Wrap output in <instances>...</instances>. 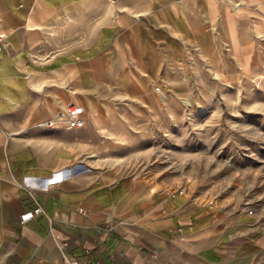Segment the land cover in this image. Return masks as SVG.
<instances>
[{
  "label": "rangeland",
  "instance_id": "obj_1",
  "mask_svg": "<svg viewBox=\"0 0 264 264\" xmlns=\"http://www.w3.org/2000/svg\"><path fill=\"white\" fill-rule=\"evenodd\" d=\"M205 2L197 5L198 35L190 33L192 0H186L187 19L176 21L184 33L173 31L170 13L156 18L155 9L163 3L156 0H138L136 9L116 4L95 22L87 20L86 33L74 13L57 15L50 22L59 20L55 39L47 51L35 53L38 61L55 55L77 60L76 51L94 38L88 32L93 27L126 28L133 48L142 30L144 50L109 47L97 53L104 60L96 68L100 85L95 92L74 93L80 102L94 100L105 120L102 126L90 108L85 129H48L41 120L21 135H31L33 152L80 156L85 166L110 179H130L140 190V201L148 204L149 220L186 206L196 208L217 236L231 238L230 257L241 264H264V249L251 239L252 234L264 235V19L258 24L254 17L240 21L247 47L233 20L229 38L218 18L219 5H227L229 17L237 13L231 9L234 1ZM175 7L182 8L179 3ZM203 9L209 20L201 16ZM179 188L185 193L178 200L162 203L167 192ZM151 203H158L160 211ZM0 264L40 263L0 237Z\"/></svg>",
  "mask_w": 264,
  "mask_h": 264
},
{
  "label": "crops",
  "instance_id": "obj_2",
  "mask_svg": "<svg viewBox=\"0 0 264 264\" xmlns=\"http://www.w3.org/2000/svg\"><path fill=\"white\" fill-rule=\"evenodd\" d=\"M136 1L0 0V38L5 44L0 55V237L40 264H71L86 258L103 264H241V259L230 257L231 238L217 236L214 225L196 208L186 206L149 220L148 204L140 201V190L130 179H110L85 166L80 156L33 152L31 135H21L33 131L32 122L51 117L58 101L83 100L72 95L70 84L95 92L100 85L96 68L104 61L97 53L109 47L121 52L144 50L142 30L139 44L133 48L126 28L93 27L88 32L94 38L76 51L77 60L55 55L41 62L34 58L35 53L47 51L55 39L57 27L49 23L57 15L62 18L74 13L82 24L79 29L86 33L87 20L95 22L116 4L124 10L136 9ZM156 1L163 2L155 9L156 18L164 19L165 12L170 13L179 29L173 25V31L184 33L176 21L187 19L189 10H179L175 3L186 0H171L166 11V0ZM192 1L190 33L198 35L197 5L206 2ZM218 8L228 37L232 19L241 43L249 47L240 21L254 17L258 24L264 19V0H244L242 6H231L237 12L231 17L227 5ZM81 102L90 110L87 101ZM36 204L45 213L21 224V214ZM154 206L160 211L158 203H151ZM251 239L264 249L263 234H252Z\"/></svg>",
  "mask_w": 264,
  "mask_h": 264
},
{
  "label": "built area",
  "instance_id": "obj_3",
  "mask_svg": "<svg viewBox=\"0 0 264 264\" xmlns=\"http://www.w3.org/2000/svg\"><path fill=\"white\" fill-rule=\"evenodd\" d=\"M5 48V44L0 38V55ZM89 109L85 104L77 99L69 102L58 101V107L51 117L46 119L42 125L48 129H70L81 130L88 126ZM185 193L184 188L174 189L167 192L164 202L178 200ZM162 204V205H163ZM165 210H167L165 208ZM45 213L43 207L39 204L25 210L20 216L21 224H27L34 220L38 215ZM71 264H103L101 261L91 258L84 260H73Z\"/></svg>",
  "mask_w": 264,
  "mask_h": 264
},
{
  "label": "bare ground",
  "instance_id": "obj_4",
  "mask_svg": "<svg viewBox=\"0 0 264 264\" xmlns=\"http://www.w3.org/2000/svg\"><path fill=\"white\" fill-rule=\"evenodd\" d=\"M207 1V0H206ZM231 1H234V7H236V6H241L243 3H244V0H231ZM181 3H180V5H181V7L182 8H185L186 7V3L184 2V1H180ZM247 4V3H246ZM253 5H256L255 3L253 4ZM202 17H204L206 20H209V14L206 12V10H202V15H201ZM58 19H57V21L55 22V23H49V25H50V27H55V26H57V25H55V24H57L58 23ZM43 26V25H42ZM214 28V27H213ZM71 91L73 92V94L74 93H77V92H83L82 90H78L77 88H73V89H71ZM161 93V95H163V97H164V100L165 99H167V96H166V94H165V92L164 91H161L160 92ZM75 95V94H74ZM76 96V95H75ZM87 100H88V104H89V106H90V108L92 109V114H91V116H92V118H93V120L97 123V124H100L101 126L103 125V123H104V119L101 117V115H100V113H99V111H98V106L95 104V102H94V100L93 99H91V98H89V97H87ZM187 101H188V103H190L189 102V100L188 99H186ZM108 112L110 111L108 108L106 109ZM111 112V111H110ZM112 133H114V132H112ZM90 155H93V156H95L96 154H94V153H92V154H90ZM156 192V189L154 188L153 189V193H155Z\"/></svg>",
  "mask_w": 264,
  "mask_h": 264
}]
</instances>
